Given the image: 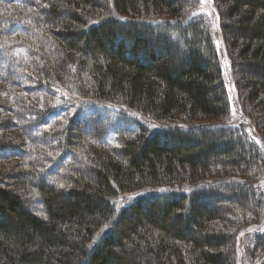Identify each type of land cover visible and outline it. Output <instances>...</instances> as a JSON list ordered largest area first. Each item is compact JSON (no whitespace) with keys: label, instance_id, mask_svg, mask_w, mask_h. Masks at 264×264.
<instances>
[{"label":"trees","instance_id":"16d2710c","mask_svg":"<svg viewBox=\"0 0 264 264\" xmlns=\"http://www.w3.org/2000/svg\"><path fill=\"white\" fill-rule=\"evenodd\" d=\"M211 3L213 18L199 0H0V87L20 111L5 119L0 96V151L23 149L0 155V264H264V223L236 232L260 206L264 0ZM90 105L136 133L72 131ZM61 156L58 181L32 182Z\"/></svg>","mask_w":264,"mask_h":264},{"label":"rangeland","instance_id":"374dc122","mask_svg":"<svg viewBox=\"0 0 264 264\" xmlns=\"http://www.w3.org/2000/svg\"><path fill=\"white\" fill-rule=\"evenodd\" d=\"M10 1L17 3L18 0H10ZM211 1L212 0H199V4H200L199 9H202L204 12H206L207 16L209 18L214 17V11H213ZM162 17L165 18L163 15L153 17V18H162ZM20 26L21 25L19 23H15L14 25L9 26V30L10 31L20 30L21 29ZM20 49L21 48H18L16 51H18L19 53H23ZM240 70H245V68L242 67V68H240ZM10 92L11 91L7 87L6 88L0 87V96L7 98L6 106H9L13 109V110H8L7 107L5 106L3 108V111L1 112V114L5 119L7 117L8 118L7 120H9V119L16 120L15 119L16 114H18L20 112L19 106L15 100V97L13 95L11 96ZM15 94H16V92H15ZM24 94L26 97H29V98H31V96H32V94H29L26 92H24ZM48 94L49 93L45 94V98L41 102L42 103L41 105H43L45 103ZM240 95L241 94L238 91V100L241 103L242 99H241ZM39 98H43V95L39 96L36 99L37 104H39ZM101 106L104 107L107 105L102 104ZM62 108H66V107H62ZM246 112H248V110H246ZM117 113H119V112L116 109H112L111 107H109L108 109H102L101 107H98L96 105H90V107L87 110H85V112L81 113V115L79 116L78 119H76V121L72 122L73 124L71 125V128H72L71 130L72 131H76V130L81 131L84 134V137L86 134L92 135L94 133H98L99 137H97V139L92 138V140H94V141L96 140L97 143H99L101 145L104 144L105 145L104 147H113V146L116 147V143L119 139H121L122 137H125L127 135L133 134L134 131L136 133L135 129L137 126V123L135 122V120L132 117H129V118L122 117L121 121H116V119H120V116H118ZM252 113H254L253 109H252ZM5 115H6V117H5ZM58 115H59L58 110L52 109L47 113V117H49V118L37 119V121L41 120V123H37V121L35 122L36 119H33L32 125H34V123H35V125L37 127H42L45 122H50L52 120V117H58ZM32 117H34V116L31 115L29 118H32ZM140 119H141V122L148 121V119H144L143 117H141ZM216 121L217 120L207 118L206 121H202V122L205 124H208V123H213ZM255 121H257V119ZM4 122L5 121H0V125L1 124L3 125ZM17 122L19 124H22L21 121H17ZM107 122H108V126H107ZM32 127L33 126L27 127V135L29 138H31V135H32V131H31ZM54 128H57V127H54ZM102 128H103V131H101ZM5 129L0 130V132H4ZM71 130H69L68 133L71 132ZM17 133L21 134V130L15 127V131L13 133H7V134L8 135H14ZM263 135H264V133H263ZM64 136H65V134H64ZM129 137L130 136H127L126 138H129ZM74 139L77 140L78 138L75 137ZM261 139L264 142V137L263 138L261 137ZM28 141H29V139L27 137H25V138L22 137V141H21L22 144H28L27 143ZM89 141L91 142L90 139H89ZM16 142H20V140H17ZM31 143H34V142L32 141ZM69 150L72 151V149H69ZM22 153H23V149H21V151H19V150L13 151V149L8 150V151L5 150L4 152L0 151V155H3L4 157H7V158H9L8 156H11V155H13V156L22 155ZM73 153H76V152L73 151ZM55 154H57V151H55ZM76 154L79 156L80 152L76 153ZM80 159H83L82 156H80ZM64 160H65L64 157L61 156L55 164L51 165V167H48L47 169L44 168L43 169L44 172L41 176L39 174L37 176H32L31 177L32 182L34 184L44 183V186H49L53 182L58 181L59 178L61 177L62 173H64V168L61 171V166H66L64 164ZM9 162L14 163V161H9ZM74 162L75 161H73V163ZM4 163H6V162H4ZM80 169H81L80 171L81 172L83 171V174H86V176L89 174L85 167H80ZM90 175L92 176V174H90ZM90 175H88V176L91 177ZM23 178H29L30 179V177L27 174H25L23 176ZM231 179H235V178L232 177ZM237 180L243 181L242 179H237ZM10 181H12V180H10ZM253 181H254V184L252 186L253 190H256L257 188L259 190L258 191L259 198L256 197L257 192L255 193V196L253 198H254V200L255 199H257V201L259 200L260 206H259V209L257 210V212H255V214L253 216H251V215L245 216L246 220L244 221V223H242L240 225V227L238 228V231H236L238 233V235L239 234L242 235L245 232H248L252 227L253 228L261 227V225H259V224L264 223V166L261 167L259 173L254 177ZM233 199L234 200H232V201H236L239 204L243 203L240 205L245 206V202L242 198H239V197L235 198L234 197ZM23 202L27 207L30 208V210L38 213L37 209L39 207V205H38L39 202H38L37 198H33V199L29 198L27 200L25 199ZM250 202H251V200L248 201V199H247V204ZM239 219H241V218H239ZM244 237H246V235ZM244 241H245V246L251 245V242L249 240L246 241V239H245Z\"/></svg>","mask_w":264,"mask_h":264}]
</instances>
